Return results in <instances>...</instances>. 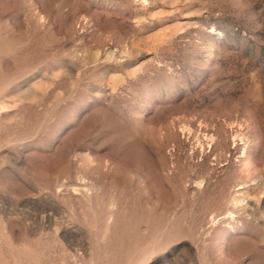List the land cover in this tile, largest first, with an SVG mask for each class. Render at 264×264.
<instances>
[{"label":"rangeland","instance_id":"obj_1","mask_svg":"<svg viewBox=\"0 0 264 264\" xmlns=\"http://www.w3.org/2000/svg\"><path fill=\"white\" fill-rule=\"evenodd\" d=\"M0 264H264V0H0Z\"/></svg>","mask_w":264,"mask_h":264}]
</instances>
